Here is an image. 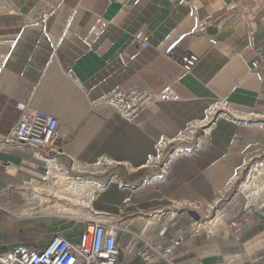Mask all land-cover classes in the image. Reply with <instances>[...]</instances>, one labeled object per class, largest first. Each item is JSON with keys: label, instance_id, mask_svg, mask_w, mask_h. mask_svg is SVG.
Returning <instances> with one entry per match:
<instances>
[{"label": "crops", "instance_id": "crops-1", "mask_svg": "<svg viewBox=\"0 0 264 264\" xmlns=\"http://www.w3.org/2000/svg\"><path fill=\"white\" fill-rule=\"evenodd\" d=\"M111 89L156 102L130 123L103 101ZM23 110L57 119L51 154L2 142ZM263 153L264 0H0V252L42 247L10 232L17 195L32 176L49 195L77 162L97 185L82 208L117 226V264H264V189L195 227ZM58 216L33 213V243L78 241L89 217ZM148 244L173 259L142 261Z\"/></svg>", "mask_w": 264, "mask_h": 264}, {"label": "built area", "instance_id": "built-area-1", "mask_svg": "<svg viewBox=\"0 0 264 264\" xmlns=\"http://www.w3.org/2000/svg\"><path fill=\"white\" fill-rule=\"evenodd\" d=\"M215 44L214 39H210ZM145 47L146 42H140ZM198 61L194 54H184L178 60L180 67L190 71ZM254 65V63H253ZM123 120L136 123L145 111L152 108L156 98L151 91L135 89L124 92L111 89L103 100ZM58 121L41 111L23 110L17 123L2 137V142L12 146L39 149L51 154L56 148ZM93 217L84 219V229L73 242L61 233H54L42 247L17 244L0 252V264H117L120 247L114 222H105L92 211ZM142 261L173 259L172 246L146 245L138 251Z\"/></svg>", "mask_w": 264, "mask_h": 264}, {"label": "rangeland", "instance_id": "rangeland-1", "mask_svg": "<svg viewBox=\"0 0 264 264\" xmlns=\"http://www.w3.org/2000/svg\"><path fill=\"white\" fill-rule=\"evenodd\" d=\"M161 159L162 157H159L157 159L158 162L155 161L156 162L154 163V165L156 166L155 170H161L164 168L165 163L163 162V164H161V161H160ZM54 167L56 168L55 165ZM73 168H74V165L73 167L71 165L70 167L71 171L68 173V175H66V177L62 173L60 174H57V172L53 173L58 176L55 179V183H58V184H56V186L55 184H53L52 186H49L46 191L50 192L49 190L53 188L59 189V190L64 189V188L69 189L70 188L69 185L71 184L70 183L71 181L74 180L76 181V183L81 184V183H84L86 180H90V178L93 176L91 174H85V171L87 170V168L81 169V166H80V169H81L80 172H76ZM263 179H264V153L260 154L258 157L253 158V160L248 165L245 171V174L236 183V186L234 187L233 191L229 194V196L225 200L223 199L222 201L217 203L215 206H213L212 209L210 208L209 213H207L206 217L205 216L199 217L197 219L198 223L206 224L211 219H213L211 222L213 223L215 220L221 219V217L225 213L226 214L228 213L227 203H229L230 200L232 199L235 200L238 197L237 194L240 189H244V186L248 187L249 186L248 184L251 180L261 182L263 181ZM24 185L26 186L27 189L23 190V193L21 195H17V197L19 198L17 199L16 206L12 210L14 213L19 215V220L21 223L18 227L11 228L10 232L14 236L21 235L22 237H27V240L29 242H32V244L43 245L45 243V242H40V241H36L33 243V241L35 240V238H33V224H30L33 221V213L42 211L43 206L41 205L40 201H44V200L47 201L46 206L52 205L58 202L64 207L72 210V212H75L76 214H78V217H90L89 213L92 212L91 208L88 213V210L82 208L81 206L82 204L84 206L90 207V204L87 205V204H83L78 201H75L73 199L61 198L51 192L49 195L48 194L44 195V197H41L42 195H33V176L30 179H27ZM36 196L37 197L39 196L38 202L35 200L33 201V199H35ZM224 204H227V205H224ZM185 205H188V204H185ZM239 208H237L235 212L238 213ZM65 216L67 215H59L58 216L59 221H62V218ZM17 228H20L21 230L18 232ZM39 228L42 229L44 228V226H40ZM190 228L193 229L192 226H190Z\"/></svg>", "mask_w": 264, "mask_h": 264}, {"label": "bare ground", "instance_id": "bare-ground-1", "mask_svg": "<svg viewBox=\"0 0 264 264\" xmlns=\"http://www.w3.org/2000/svg\"><path fill=\"white\" fill-rule=\"evenodd\" d=\"M32 159V158H31ZM43 160V159H42ZM43 162V161H42ZM33 163V162H31ZM53 168H55L53 166ZM76 172H80V165L79 163L75 162L74 163V168H73ZM71 184L69 185L70 188L69 189H50L49 191L61 198H67V199H73L75 201H78L80 203H83V204H87L89 205L90 202H91V199H92V192H93V189L96 185L92 183L91 180H86L84 183H76V181H71L70 182ZM55 184H58V183H53ZM264 179L263 181L261 182H258V181H254V180H251L249 182V186L247 187V191H251V194H252V197L255 198V197H258L260 196L259 195V190H263L264 188ZM252 200L248 199L247 200V203L245 205V209H248L250 206H251V202ZM43 213H49V214H55V215H67L69 217H76L77 219H79L80 217H78V214H76L75 212H72V210L64 207L63 205H61L60 203H55V204H52V205H48L44 210H42ZM90 217H93V213L90 212ZM223 217V216H222ZM212 222V221H210ZM198 223V221L196 222ZM203 224L201 223H198L195 225L196 228H200ZM46 243V242H45ZM43 246V245H42Z\"/></svg>", "mask_w": 264, "mask_h": 264}]
</instances>
